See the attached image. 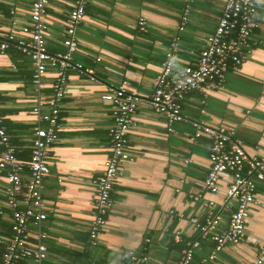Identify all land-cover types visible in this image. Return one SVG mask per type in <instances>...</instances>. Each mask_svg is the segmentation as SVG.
Segmentation results:
<instances>
[{
    "label": "crops",
    "instance_id": "0c3cea01",
    "mask_svg": "<svg viewBox=\"0 0 264 264\" xmlns=\"http://www.w3.org/2000/svg\"><path fill=\"white\" fill-rule=\"evenodd\" d=\"M72 1L50 0L46 44L51 54L66 50L63 41ZM184 4V0H87L75 32L79 48L73 60L92 70L95 79L85 71L68 70L59 139L45 158L49 174L43 182L47 213L43 229L48 233V257L42 264H144L133 261L131 251L146 256L145 264H177L188 240L201 243L191 264H250L264 259V180L256 181L260 204L250 208L243 242L216 249L212 240L202 238L199 225L209 212L219 219L217 232H223L230 210L225 179L216 192L203 187L210 168V137L193 140L196 122L223 125L247 155L264 159V0H257L258 27L245 62L206 97L196 91L187 94L184 118L170 131L149 101L165 53L178 35ZM188 5L189 24L174 52L182 67L197 62L206 39L216 30L224 0H189ZM30 14L31 0H0V45H9L5 51L0 48V119L24 163L30 159L37 121L31 114L37 105L34 64L8 37L27 39L21 28L29 24ZM140 18L146 20L145 32L138 28ZM56 74L48 68L44 101L53 94ZM120 87L136 95L139 103L128 136L129 159L119 166L107 225L93 246L89 226L95 214V180L111 154L109 133L114 125L111 106L102 96ZM42 112H48L46 105ZM3 152L0 146V158ZM6 186V171L0 169V236L11 234ZM208 203H213L211 210Z\"/></svg>",
    "mask_w": 264,
    "mask_h": 264
},
{
    "label": "built area",
    "instance_id": "2783aa9c",
    "mask_svg": "<svg viewBox=\"0 0 264 264\" xmlns=\"http://www.w3.org/2000/svg\"><path fill=\"white\" fill-rule=\"evenodd\" d=\"M184 8L177 26L178 35L172 40L171 48L165 53L164 61L153 82V93L149 104L152 110L165 117L169 130L182 121L184 99L191 92H200L204 97L220 89L230 71H237L248 57L252 46L251 36L258 27L257 0H224L222 15L215 32L206 39L205 47L200 51L197 62L193 65L180 66L174 54L180 34L189 24V0H184ZM50 0H31L30 22L21 28L27 39L8 41L27 55L34 64L33 85L37 96V105L32 111L36 117L34 139L30 159L27 163L16 156V148L11 143L6 127L0 119V146L4 152L0 158V169L7 174L5 193L11 208V234L0 236V246L4 247L0 264H18L22 260H31L33 264H42L48 257L45 240L48 233L43 229L47 218L44 208L43 182L49 174L45 158L49 149L59 139L60 108L68 86V70L85 71L91 80L95 79L92 70H85L74 63L73 55L78 51L79 43L75 37L77 25L84 18L87 0H73L68 13L65 39V52L51 54L47 50L46 38L48 25L46 15ZM138 28L146 31V20L140 18ZM9 47L7 42L0 45L2 51ZM56 70L52 83L53 94L46 101L42 98L45 76L48 68ZM111 106L114 125L110 129L111 154L104 171L96 178L97 195L94 201L95 214L89 226L91 245L98 244V237L107 225V215L112 207V190L118 175L120 164L129 159V132L134 125V114L139 98L128 93L124 88H111L102 96ZM46 105L48 112H42ZM193 140L207 135L211 139L210 168L203 183L204 190L216 192L222 179L227 182L226 208L230 210L227 228L217 232L218 217L209 212L200 226L202 238L210 239L216 249L223 246L237 245L245 240L246 221L250 208L260 203L256 200V181L264 180V159L249 156L239 141L232 138V132L226 126H212L205 122H196ZM28 171L26 174L25 171ZM195 200L198 197H194ZM211 210L213 203L207 204ZM193 224L196 219H190ZM179 241V235L176 236ZM199 240H188L184 244L177 264H191L196 251L200 248ZM264 252V243L261 244ZM133 261L146 263V256L138 257L129 253ZM215 259V253L209 260ZM102 264V263H99ZM250 264H264L259 257Z\"/></svg>",
    "mask_w": 264,
    "mask_h": 264
},
{
    "label": "trees",
    "instance_id": "16d2710c",
    "mask_svg": "<svg viewBox=\"0 0 264 264\" xmlns=\"http://www.w3.org/2000/svg\"><path fill=\"white\" fill-rule=\"evenodd\" d=\"M3 251H4V247L0 246V262H1V257H2ZM29 262H31V263H29ZM18 264H33V262L31 260H22Z\"/></svg>",
    "mask_w": 264,
    "mask_h": 264
}]
</instances>
